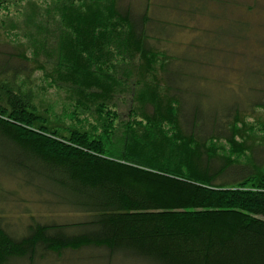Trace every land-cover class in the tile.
<instances>
[{"label":"trees","instance_id":"obj_1","mask_svg":"<svg viewBox=\"0 0 264 264\" xmlns=\"http://www.w3.org/2000/svg\"><path fill=\"white\" fill-rule=\"evenodd\" d=\"M0 197V264H264V0H0Z\"/></svg>","mask_w":264,"mask_h":264},{"label":"rangeland","instance_id":"obj_2","mask_svg":"<svg viewBox=\"0 0 264 264\" xmlns=\"http://www.w3.org/2000/svg\"><path fill=\"white\" fill-rule=\"evenodd\" d=\"M36 2L38 1V3H40L42 6H45L46 5V2L49 1V0H35ZM127 1H130L132 3H134L135 5H137V7L140 5V2L142 0H127ZM153 3H157L159 0H152ZM19 9L18 6H16L15 8H12V11L15 15L16 14V11ZM174 14V12H173ZM174 17V15H173ZM202 18V20H196V19H191L190 21H188L190 24L192 25H201V26H206V18L204 17H200ZM251 18L253 19V21L257 22L258 20H260V18L262 19L263 17L261 16V14H255V15H252ZM23 31L22 30H19L18 33H22ZM12 34H16L15 31H12ZM176 36V35H175ZM192 34L189 33V32H183L181 33L180 35H177L176 38L172 39V41L170 42V45L172 47V50L176 51V52H179L183 49L184 45H185V42L189 41V39L191 38ZM175 40V41H174ZM184 42V43H183ZM179 66V63L177 64ZM185 69L190 72V73H195V74H198L199 73V69L197 67H195L193 64H186L185 65ZM35 92L37 93V95L41 98L42 101H45V102H48L52 105H49L51 107H54L55 111L57 113H61V111L64 109V106H67L69 105L70 103L68 102V99H69V95L67 96V92H64V91H61V90H56L54 87H52L50 85V82L46 81L45 77L43 76V73H41L40 71L36 73V76H35ZM43 89V91H41ZM205 93H206V88H203ZM40 91V92H39ZM203 101H205L203 98H202ZM41 103V102H39ZM119 108V112L121 113H125L127 111V105L126 103H122ZM124 115V114H123ZM249 121H253L252 119H249ZM1 199V197H0ZM1 203L4 202V201H0ZM9 206H10V203H8ZM30 205H33L34 209H33V213H35L36 217L40 218L41 220H47V219H50V218H54V219H57L58 221H64L66 219H75L77 218L76 216H70V215H66V214H61V213H50L48 211V209H46L45 206H43L42 204L38 203V202H34V201H30L29 203ZM10 212L13 214V213H16L15 215L18 217L19 213L21 215V209H18V208H13V210H10ZM9 212V213H10ZM12 214H10V218L14 221H19L15 216H13ZM23 219H25V217H23V215L21 216ZM42 217V218H41ZM26 221V220H25ZM15 223V222H14ZM17 227H21L20 226V222H17L16 225H15V228L18 229ZM69 257V255L66 256V258ZM66 258L65 260H62L63 261H66ZM61 261L60 262H46V263H43V264H85V263H80V262H77V261H72V263H67V262H63L62 263ZM16 264H28V263H25V262H20V263H16ZM87 264V263H86ZM89 264H107V263H104V262H93V263H89ZM112 264H138V263H134V262H129V261H124V262H120V261H115L113 262Z\"/></svg>","mask_w":264,"mask_h":264}]
</instances>
